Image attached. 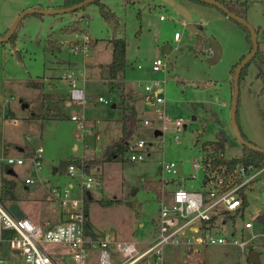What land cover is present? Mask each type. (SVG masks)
Instances as JSON below:
<instances>
[{
  "label": "rangeland",
  "instance_id": "rangeland-1",
  "mask_svg": "<svg viewBox=\"0 0 264 264\" xmlns=\"http://www.w3.org/2000/svg\"><path fill=\"white\" fill-rule=\"evenodd\" d=\"M102 1L114 14V19L105 18L95 2L85 5L83 19L80 17L83 11L28 13L18 22L14 38L0 40V158L22 156L26 163H30L28 157L36 147L42 146V172L55 184L70 180L66 168H59L64 161L78 159L83 154L86 159H94L89 166L97 169L100 182L90 189L87 220L99 233L113 231L117 238L133 240L138 247L144 248L155 236L154 221L160 204L158 190L143 185V181L150 179L161 184V159L176 160L181 173L192 172L193 160H200L204 155L202 142L215 139L217 132L225 137L224 156H236L241 152L242 143L235 137L231 123L233 74L230 67L240 62L251 48L238 21L212 4L179 0L190 10L193 20L200 24L198 33H193L186 27L183 16L165 0ZM34 2L61 6L64 0H0V34L12 26L20 13L16 14L18 10L30 8L25 7ZM247 6V20L254 26L261 24L264 27V0H247ZM64 25L65 29L76 34L63 42V51L55 52L56 49L47 46L46 38L49 32L65 34L60 30ZM175 31L180 33L179 40L174 39ZM81 33L90 35V49L92 38L96 40L95 45L87 52L70 51L68 44ZM111 36H122L126 41V65L122 76L116 80L107 76L111 49V43L107 41ZM210 36L222 47L221 56L215 63L205 60L211 54L210 44L205 40ZM163 45L171 46L168 52H162ZM17 49L21 52V59L16 54ZM82 53L89 54V57ZM156 57L163 59L165 67L154 71L151 66ZM96 58L101 65L93 68L90 62ZM67 59L73 60L78 67H68L65 64ZM82 66L85 73L80 72ZM65 72L78 78L76 83L83 87L85 101H72L73 104L68 106L61 97L57 104L60 112L57 118L24 117L27 108L34 105L35 93L43 92L44 86L50 89L49 79L54 81V91L69 96L70 84ZM256 72L255 64L248 63L239 81V119L246 136L260 146L264 145V90H260L262 83ZM84 75L86 79L82 77ZM32 78H46L44 86L39 90L28 85L27 81ZM155 79L162 81L158 93L164 99L161 103L155 102L157 93L154 89L144 88ZM198 80L205 84L195 86ZM99 96L104 100H99ZM50 98L44 102L46 115L49 114ZM158 105L167 117L164 127L156 119L152 126L144 125L143 119L156 118L155 107ZM123 106L136 114V120L131 122V140L137 136H151L152 127L161 129L159 137H155L161 146H156L143 160H131L129 150L118 159L103 160L112 144L120 138ZM9 107L16 112L18 120L6 116ZM72 114L84 118L85 127L90 129L83 139L76 136L79 128L77 121L71 118ZM175 119L185 123L179 143L172 138ZM85 141L88 142L87 148L84 147ZM74 142L76 149L73 148ZM26 165H15L16 174H11L17 180L15 192L19 204L29 213L37 208L40 211L51 209L54 212L52 217H57L55 202L42 199L44 189L37 185L25 186L26 174H41ZM53 165L59 168L55 174L52 173ZM3 174L0 171V177ZM198 175L200 177L201 170ZM181 177L176 178L182 181ZM199 181L200 178L186 179L185 184L196 188ZM3 182L4 178L0 179V186ZM246 200L243 213L227 214L228 221L223 226V234L229 238L233 223L237 231L232 236L243 239L244 245L230 242L204 244L197 248L203 264H264V223L254 219L264 212V177L246 190ZM246 219L251 220L253 226L241 231L239 228ZM252 234L255 237L251 238ZM252 248L257 251L258 262L249 259ZM185 254L183 244L169 243L163 247L165 264H186Z\"/></svg>",
  "mask_w": 264,
  "mask_h": 264
},
{
  "label": "built area",
  "instance_id": "built-area-1",
  "mask_svg": "<svg viewBox=\"0 0 264 264\" xmlns=\"http://www.w3.org/2000/svg\"><path fill=\"white\" fill-rule=\"evenodd\" d=\"M180 33L174 32V38L179 39ZM91 37L83 33L79 40L68 44V49L75 52H87L90 49ZM212 53V46L209 45ZM154 71L165 67L161 57L152 62ZM70 84V98L76 103H83L86 94L83 87L77 85V77L65 72ZM146 90H155V102L161 103L163 97L158 93L162 89V81L155 79L144 86ZM99 100H104L99 96ZM107 101V100H105ZM156 118H145L143 124L152 126L154 120L164 127L167 117L158 105L155 107ZM77 121L79 131L76 136L84 138L90 129L85 127L84 118L72 114ZM185 123L181 119L173 120V135L175 142H180V132ZM158 130V133H155ZM161 134L160 127L151 128V136H137L129 143V158L143 160L161 142L155 137ZM88 142H84L87 148ZM42 146L34 149L28 157L32 168L38 172L42 167ZM7 165L22 164L26 159L22 156L1 157ZM210 159L206 153L200 160L192 162V172L181 173V169L172 159L159 161L162 177L160 179L157 197L159 213L154 221L156 233L149 243L140 248L133 240L119 239L115 232L99 233L91 228L86 230L87 212L85 201L87 191L99 184L97 169L87 166L85 154L77 162H70L66 167L70 180L66 183H50L47 177L40 174L25 178V182L33 184L40 182L46 185V199L55 202L61 213L58 221L49 219L34 221L27 215L16 216L0 199V264H165L163 247L166 244H183L186 249L198 250L204 244L233 243L243 246L245 241L232 236L237 227L231 223V236L223 234V226L227 224L228 215L242 205L240 190H247L259 178L264 177V164L254 162H239L233 167L216 165L210 168L206 163ZM201 170L199 177L198 171ZM166 174V177H165ZM181 175L182 181L176 178ZM199 186L189 188L186 179H198ZM228 214V215H227ZM251 220H244L239 228H252ZM255 234L251 235V238Z\"/></svg>",
  "mask_w": 264,
  "mask_h": 264
},
{
  "label": "trees",
  "instance_id": "trees-1",
  "mask_svg": "<svg viewBox=\"0 0 264 264\" xmlns=\"http://www.w3.org/2000/svg\"><path fill=\"white\" fill-rule=\"evenodd\" d=\"M80 1L82 0H64V2L62 3V6L63 7L70 6ZM197 1L208 3L203 0H197ZM220 1L230 11L247 19V12H248L247 0H220ZM91 2H95L98 4L100 11L104 15L105 18L110 19L114 17V14L109 10L108 7H106L105 3L102 0H93ZM208 4H211V3H208ZM84 6L85 5L74 8L71 11L73 12L77 11L81 8H84ZM38 14H41V13H38ZM238 23L243 28L245 32V37L247 41L249 42V45L251 48L252 40H251V33L249 29L242 23L240 22ZM9 29L4 34H6L9 31ZM255 29L257 32L258 48L255 54L250 58V60L241 68L239 72V81L244 75V71H245L247 64L253 62L257 68L256 74L261 79V82H262L260 89L261 91H263L264 90V27L255 26ZM15 35H16V30L9 39L14 38ZM205 40L208 41L207 39ZM109 42H111L112 44V51H111V59L108 63L107 76L110 79H116L122 75L124 67L126 65V57H125L126 41L124 37L116 36V37H111L109 39ZM238 63L239 61L231 65L230 67L231 75L234 73L235 67L237 66ZM231 83H232V77H231ZM29 84L33 85L36 88H39V90L43 86L42 82H38L37 80H33V79L29 81ZM200 85H204V83L197 81L196 86H200ZM231 90H233V84L231 85ZM51 96H52V93L38 91L34 97V105L31 106L27 111V118L44 119L46 117V114L44 113V107H45L44 102L47 98H50ZM122 108H123L122 117L120 118L122 120L121 136L119 140H117L116 142L112 144L111 151H109V154H107V156L103 160L118 159L122 157V154L129 149V143H130L129 137L132 133L131 122L135 121L136 118L134 116V113L129 109V107L123 106ZM238 112H239V96H238L235 116H236L238 128L241 132L239 119H238ZM242 136L246 138L243 134ZM224 146H225V137L220 132H217L215 139L205 140L204 142H202V148L205 151L207 158L210 159L209 161L210 163H206L207 165H209L210 168L215 167L216 165H225V166L233 167L239 162H254L260 165L264 164V152L263 151L253 149L247 145L242 144V151L240 154L236 156L226 157L223 154ZM77 161L78 159H75V160L69 159L61 163L59 165V168L65 170L66 166L70 162H77ZM93 162H94V159H87V166L91 165V163ZM143 185L150 186L158 190L157 187L159 185V182L150 180V179H145L143 181ZM14 187H15V181L13 180H6L0 186V199L7 207H10L12 203L16 202L17 198L14 192ZM240 194L242 197V205L236 211L232 212V215L235 213L242 214L245 206L247 205L245 188H242L240 190ZM89 199L90 198L87 195L86 201H85L86 212L88 210L87 201ZM86 230L88 232H91V226L88 221L86 223ZM185 262L186 264H203L199 258V250L186 249Z\"/></svg>",
  "mask_w": 264,
  "mask_h": 264
},
{
  "label": "crops",
  "instance_id": "crops-1",
  "mask_svg": "<svg viewBox=\"0 0 264 264\" xmlns=\"http://www.w3.org/2000/svg\"><path fill=\"white\" fill-rule=\"evenodd\" d=\"M177 1H179V0H177ZM180 2V1H179ZM89 3V2H88ZM87 4V3H86ZM85 4V5H86ZM27 7H40V8H56V7H63L62 6V4H61V6H60V4H58V5H52L51 3H47L46 5H43L42 3H40V2H34V3H32V4H30V5H27L25 8H27ZM84 8H85V6H84ZM84 8H81V9H79V10H77V11H83V14H81L80 15V17H82L81 19H83V18H85V16H86V13H84L85 11H84ZM25 10V9H24ZM71 11V10H70ZM77 11H74L75 13L77 12ZM19 12H21V10H18L17 12H16V14L17 13H19ZM73 12V11H72ZM49 13H56V12H49ZM248 13V12H247ZM15 17V16H14ZM115 18V16L112 18V19H114ZM160 18H162V15L160 14ZM186 21V20H185ZM80 23H81V21H80ZM261 24H255V26H260ZM263 26V25H262ZM10 28V26L7 28V30ZM6 30V31H7ZM60 30L62 31V32H66L65 34H62L61 32H59L58 34H56V33H53V32H49L48 33V35H47V38H46V41H47V46L51 49V50H53V49H56V50H53V51H63V46H62V44H63V42L65 41V40H68L71 36H74L76 33L75 32H73V31H69V30H67V29H65V25L63 26V27H61L60 28ZM64 30V31H63ZM55 32V31H54ZM191 32H193V31H191ZM3 33V32H2ZM5 33V32H4ZM193 33H198V29L196 30V31H194ZM83 33H81V34H78L77 35V37L79 38H81V35H82ZM3 35V34H2ZM80 35V36H79ZM90 36V35H89ZM74 38L75 40H79L78 38ZM111 37H116V36H111ZM111 37H109V39L111 38ZM181 37V36H180ZM180 37H179V39H180ZM246 38V37H245ZM44 39V38H43ZM73 39V38H72ZM71 39V40H72ZM73 39V40H74ZM175 39V38H174ZM179 39H176V40H179ZM207 40H208V38H207ZM108 43H111V42H109V40L107 41ZM209 42V41H208ZM248 42V41H247ZM95 43H96V40L95 39H93L92 38V46H91V49L93 48V46L95 45ZM59 45L61 46V48L60 49H58V47H59ZM90 49V50H91ZM111 51H112V44H111V49H110V58H109V60H108V63H109V61H110V59H111ZM16 54H17V56L21 59V52H20V50L19 49H17L16 50ZM82 55L83 56H86V57H89V54H87V53H82ZM65 62H67V63H65V64H67V66L68 67H72V68H77L78 66L76 65L75 66V63L73 62V60H71V59H67V60H65ZM90 63H93L92 64V66H93V68H95L97 65H101L100 63H99V59L98 58H96L95 60H93V61H91ZM80 72H83V73H85V67H81V69H80ZM107 72H108V69H107ZM257 73V72H256ZM123 74V73H122ZM122 76V75H121ZM256 76H257V74H256ZM83 78L85 77V79H86V76L84 75V76H82ZM258 77V76H257ZM109 78V77H108ZM119 78V77H118ZM118 78H116V79H118ZM243 78V77H242ZM33 79V78H32ZM32 79H29L28 81H27V84L28 85H30V86H32V87H34L33 85H31V84H29V81L30 80H32ZM46 79V78H45ZM45 79H33V80H41L40 82H42L43 83V86H44V80ZM84 79V80H85ZM116 79H114V80H116ZM261 80V79H260ZM198 81H200L201 82V80H198ZM48 82H49V87H50V89H47V88H45V86H44V88H43V90H44V92H49V93H52V98H50L51 100H49V102H48V105H47V109H48V115H46V117L45 118H57L59 115H60V112H59V109L57 108L58 107V100L62 97V99H63V102L65 101V103L68 105V106H70V105H72L73 103H72V100H71V98H70V95L69 96H65L64 94H59V93H57L56 91H54L52 88L54 87V81H51L50 79L48 80ZM197 82V81H196ZM196 82H195V86H196ZM204 84H205V82H203ZM262 83V82H261ZM262 85V84H261ZM200 86H203V85H200ZM34 88H36V87H34ZM37 89H39V88H37ZM261 90V89H260ZM36 94V93H35ZM55 95V96H54ZM35 96V95H34ZM231 97H232V93H231ZM147 98H151V94L150 95H148V97ZM22 102H25V101H22ZM27 103V102H26ZM113 106H115V104H112ZM26 106H27V104H26ZM27 110H28V108H27ZM133 112V111H132ZM134 113V112H133ZM135 114V113H134ZM136 115V114H135ZM6 116L7 117H13V118H16V120H18V117L16 116V112L11 108V107H9V110H8V112L6 113ZM24 117H26L27 118V112H26V115H24ZM23 117V118H24ZM22 118V119H23ZM44 118V119H45ZM29 119V118H28ZM238 119H239V112H238ZM239 124H240V119H239ZM240 129H241V132H242V134L246 137V139L247 140H249V141H251V142H253V143H255V144H257L256 142H254L252 139H250L249 137H247L246 136V134L243 132V130H242V128H241V125H240ZM122 133V132H121ZM121 133L119 132V134H118V136L120 135L121 136ZM129 140L131 141V139L129 138ZM257 145H259V144H257ZM261 147H263L264 148V145H260ZM73 148L74 149H76L77 148V144L74 142L73 143ZM97 148V147H96ZM241 151H242V148H241ZM241 153V152H240ZM239 153V154H240ZM26 161V160H25ZM24 161V162H25ZM22 163V164H14V165H7V164H5V163H7L6 161H2V160H0V171L1 172H4L5 174H3V175H1V177H0V179H3L4 178V181H6V180H13V181H15V187H14V192H15V188H16V184H17V180H16V178L15 177H12L11 176V174H16V168H15V165H24V164H28V165H26V166H28V168L29 169H31V171H33L34 169L32 168V165H31V162L30 163ZM98 166V168L100 169V167H99V164L97 165ZM56 166L55 165H53L52 166V173L53 174H55L56 172H57V170H58V167H56V171H53L54 170V168H55ZM34 172H36V171H34ZM41 172V174H40V176H42V177H47L43 172H42V167H41V169L38 171V173H40ZM29 176H36V175H33V174H26L25 175V177H24V184H25V186L27 187L29 184L28 183H26L25 182V178L26 177H29ZM100 176V175H99ZM48 178V177H47ZM50 183H53L50 179H49V184ZM30 185H37V186H39V187H41L42 189H44L45 190V194H44V198H42L45 202L46 201H48V202H51V201H49V200H47L46 199V185H48V184H41L40 182H35V183H33V184H30ZM250 188V187H249ZM88 192L90 193V197H91V192H90V190L89 191H87V195H88ZM15 194H16V192H15ZM89 197V196H88ZM89 197V198H90ZM16 202L19 204V202H18V196H17V194H16ZM33 200L34 201H36V202H38V201H40L39 199H37V198H33ZM56 204V203H55ZM57 205V204H56ZM19 206H20V208L24 211V213H25V215H27V216H29L31 219H33L34 221H42V220H46V219H51V221H53V222H55V221H58L60 218H61V213H60V209H59V207H58V205H57V209H58V216L57 217H52L53 215H54V212L51 210V209H49L48 211L46 210V211H40L38 208L37 209H35V210H33L32 212H27V211H25L24 209H23V207L19 204ZM40 215H42V216H40ZM88 221V220H87ZM89 222V221H88ZM90 224V223H89ZM90 226H91V228L94 230V231H96L94 228H93V226L90 224ZM252 250H254L253 248L251 249V251ZM250 251V252H251ZM249 255H250V253H249ZM257 259H258V256H257Z\"/></svg>",
  "mask_w": 264,
  "mask_h": 264
},
{
  "label": "water",
  "instance_id": "water-1",
  "mask_svg": "<svg viewBox=\"0 0 264 264\" xmlns=\"http://www.w3.org/2000/svg\"><path fill=\"white\" fill-rule=\"evenodd\" d=\"M93 0H82L78 3L72 4L70 6H65V7H56V8H40V7H30L27 8L23 11H21L17 17L16 20L14 21V23L12 24V26L10 27L9 31L6 34H0V40L4 41V40H8L11 35L15 32L17 24L19 22V20L26 14L28 13H49V12H63V11H70L74 8L80 7L82 5H85L88 2H91ZM166 2H168L170 5H172V7L178 12L180 13L183 18L186 20V27L190 30V31H196L198 29V27L200 26L199 23L195 22L193 20L192 14L190 12V10L185 7L183 4H181L179 1L177 0H165ZM205 2L211 3L217 7H219L220 9H222L224 12H226L229 16L233 17L234 19H236L238 22L242 23L243 25H245L250 33H251V40H252V47L249 50V52L243 57V59L237 64L234 73H233V92H232V98H231V106H230V114H231V123H232V128H233V132L235 137L243 144V145H247L253 149L259 150V151H263L264 152V148L247 140L246 138H244L238 128L237 125V121H236V116H235V112H236V106H237V101H238V94H239V72L241 70V68L250 60V58L255 54L257 48H258V43H257V32L255 29V26L253 24H251L247 19L235 14L234 12L230 11L220 0H203ZM208 41L209 44L212 46V53L208 56H206L205 60L208 63H215L219 60L220 56H221V52H222V47L220 45V43L218 42V40H216L213 36L208 37ZM171 48L170 45H163L162 47V52H168L169 49ZM185 126V125H184ZM155 133H158V130H155ZM53 171H56V167L54 168ZM88 196L90 197V193L88 192ZM10 210L13 211L16 216L20 217L23 216L25 213L24 211L20 208L19 204L17 202H14L10 205ZM256 221H260L262 223H264V212L263 213H259L255 216L254 218ZM249 259L251 261H255L258 262L257 259V251L256 250H252L250 252L249 255Z\"/></svg>",
  "mask_w": 264,
  "mask_h": 264
}]
</instances>
